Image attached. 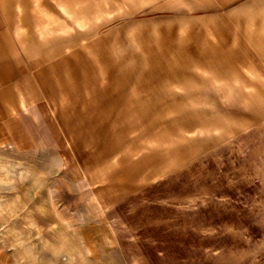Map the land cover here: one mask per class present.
I'll list each match as a JSON object with an SVG mask.
<instances>
[{"label":"rangeland","instance_id":"374dc122","mask_svg":"<svg viewBox=\"0 0 264 264\" xmlns=\"http://www.w3.org/2000/svg\"><path fill=\"white\" fill-rule=\"evenodd\" d=\"M0 264H264V0H0Z\"/></svg>","mask_w":264,"mask_h":264},{"label":"crops","instance_id":"0c3cea01","mask_svg":"<svg viewBox=\"0 0 264 264\" xmlns=\"http://www.w3.org/2000/svg\"><path fill=\"white\" fill-rule=\"evenodd\" d=\"M232 14H234V13H232ZM239 22H242L243 24H245L246 23V15L242 19H239Z\"/></svg>","mask_w":264,"mask_h":264}]
</instances>
